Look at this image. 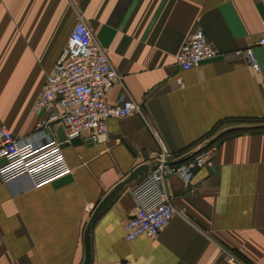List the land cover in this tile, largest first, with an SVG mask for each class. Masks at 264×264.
Segmentation results:
<instances>
[{"label": "crops", "instance_id": "0c3cea01", "mask_svg": "<svg viewBox=\"0 0 264 264\" xmlns=\"http://www.w3.org/2000/svg\"><path fill=\"white\" fill-rule=\"evenodd\" d=\"M77 15L121 74L106 98L131 97L142 113L109 117L100 139L83 130L61 146L67 173L36 186L23 174L0 178V264H80L93 208L134 166L149 167L159 142L179 152L253 125L217 129L220 120L264 118V44L255 42L264 0H0V124L12 134H30L45 115L32 102ZM197 26L216 53L182 69L174 55ZM245 47L256 68L234 53ZM217 140L191 177L164 179L175 212L155 236L124 238L140 176L124 184L89 224V264H231L222 248L264 264V128Z\"/></svg>", "mask_w": 264, "mask_h": 264}, {"label": "built area", "instance_id": "2783aa9c", "mask_svg": "<svg viewBox=\"0 0 264 264\" xmlns=\"http://www.w3.org/2000/svg\"><path fill=\"white\" fill-rule=\"evenodd\" d=\"M261 24L262 32L255 39L258 44H264V17ZM215 53V47L197 26L179 45L174 61L182 69H188ZM234 53L242 54L252 68L257 67L250 47L236 49ZM120 79L121 74L94 39L83 17L77 15L32 102V109H41L45 115L38 118L30 134L24 136L12 134L0 124V178L7 181L23 174L36 186L67 173L70 167L61 142L69 143L83 130L87 131L89 140L96 141L106 131L107 118L123 117L132 111L142 113L141 104L131 97L120 94L113 101L106 98ZM55 124L62 127L61 140L52 131ZM217 143V139L204 138L194 148L174 152L159 142L149 167L131 186L134 210L122 223L126 240L138 235L152 237L163 229L175 212L164 179L169 175L191 177L208 164ZM220 253L231 264H248L224 248Z\"/></svg>", "mask_w": 264, "mask_h": 264}, {"label": "water", "instance_id": "95a60500", "mask_svg": "<svg viewBox=\"0 0 264 264\" xmlns=\"http://www.w3.org/2000/svg\"><path fill=\"white\" fill-rule=\"evenodd\" d=\"M60 124L56 125L57 128V138L58 140L63 139V132L61 129ZM100 139V138H99ZM75 140V137H73L70 142H73ZM66 144V142H61L60 146H63ZM148 164L147 163H139L136 166H134L125 177H123L120 181L115 183L107 193L97 202L95 207L93 208L92 212L90 213V216L88 218V221L84 227L83 230V259L80 264H89L90 261V250H89V224L90 222L107 206V204L111 201V199L114 197V195L121 189V187L136 179L138 176H140L146 169Z\"/></svg>", "mask_w": 264, "mask_h": 264}, {"label": "trees", "instance_id": "16d2710c", "mask_svg": "<svg viewBox=\"0 0 264 264\" xmlns=\"http://www.w3.org/2000/svg\"><path fill=\"white\" fill-rule=\"evenodd\" d=\"M229 120H235V121H252L254 123H252L253 125H240V126H233L227 129H224L223 131L219 132V134L216 136L217 139L221 138L223 135L229 134V133H233V132H237L240 130H253V129H261L264 128V123H257L256 121H259V118H248V117H243V118H227V119H223L220 120L219 122H217L215 124V127L218 126V124L222 123V122H226Z\"/></svg>", "mask_w": 264, "mask_h": 264}, {"label": "rangeland", "instance_id": "374dc122", "mask_svg": "<svg viewBox=\"0 0 264 264\" xmlns=\"http://www.w3.org/2000/svg\"><path fill=\"white\" fill-rule=\"evenodd\" d=\"M14 59V61H16V56L13 58ZM21 61H27V59H26V53H23V54H21ZM257 123H264V118H262V119H259V121H256ZM226 123H229V124H234V123H236V124H252V123H254V122H252V121H235V120H229V121H224V122H222V123H220V124H218V126H216L215 128H219V127H221L222 125H224V124H226Z\"/></svg>", "mask_w": 264, "mask_h": 264}]
</instances>
